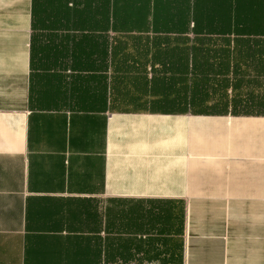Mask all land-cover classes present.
Wrapping results in <instances>:
<instances>
[{"label": "crops", "instance_id": "obj_1", "mask_svg": "<svg viewBox=\"0 0 264 264\" xmlns=\"http://www.w3.org/2000/svg\"><path fill=\"white\" fill-rule=\"evenodd\" d=\"M168 257L264 264V0H0V264Z\"/></svg>", "mask_w": 264, "mask_h": 264}, {"label": "trees", "instance_id": "obj_2", "mask_svg": "<svg viewBox=\"0 0 264 264\" xmlns=\"http://www.w3.org/2000/svg\"><path fill=\"white\" fill-rule=\"evenodd\" d=\"M116 260H120L123 263H127L130 259L122 258V259H112V258H105L103 259V264H112ZM148 260V259H146ZM161 260V264H181V258L180 257H168L164 259H157Z\"/></svg>", "mask_w": 264, "mask_h": 264}]
</instances>
